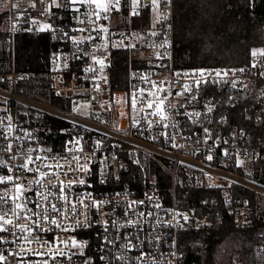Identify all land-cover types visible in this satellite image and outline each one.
<instances>
[{
	"label": "built area",
	"instance_id": "2783aa9c",
	"mask_svg": "<svg viewBox=\"0 0 264 264\" xmlns=\"http://www.w3.org/2000/svg\"><path fill=\"white\" fill-rule=\"evenodd\" d=\"M1 15L5 38L0 45L9 69L0 71V146L12 148L0 147V175L29 184L41 172H54L45 178L51 180L46 184L51 203L62 211L75 205V210L66 218L57 216L59 226L45 224L44 232L35 228L32 212L17 210L29 217L33 235L49 241L51 250L26 244L18 238L24 233L10 226V231L0 232V264H199L186 258L178 234L211 226L224 216L236 226L249 223V200L235 196L232 185L257 192L264 210V181L249 177L259 171L264 175V56L251 55L264 50V23L262 41L251 48L247 63L185 67L174 55L173 0L158 11L151 0H136L135 5L133 0H119L118 5L110 0L106 13L82 0H0ZM145 15L148 29L135 27L133 22ZM22 33L48 36L49 62L38 76L14 69V38ZM122 47L143 64L130 69L129 90H111V60ZM93 57L105 61L103 73ZM141 92L134 111L133 93ZM149 92L167 97L166 120L151 115L155 108L145 103L154 99ZM50 97L66 100L69 107L52 103ZM47 117L69 125L59 130L63 138L57 147L40 141ZM237 121L248 122L250 129ZM27 157L33 158L31 172L22 167ZM151 162L169 176V197L155 186ZM131 164L141 173L138 188L127 183L115 187ZM13 186L0 184V192ZM61 186L69 190L68 201L58 199ZM186 186L218 193L189 203L188 189L177 192ZM32 188L25 193L31 198L27 208L38 212L35 192L40 185ZM9 207L14 208L11 199L2 209ZM256 239L252 264H264V228ZM72 240L83 246L73 247ZM233 264L243 263L236 258Z\"/></svg>",
	"mask_w": 264,
	"mask_h": 264
},
{
	"label": "trees",
	"instance_id": "16d2710c",
	"mask_svg": "<svg viewBox=\"0 0 264 264\" xmlns=\"http://www.w3.org/2000/svg\"><path fill=\"white\" fill-rule=\"evenodd\" d=\"M3 15L0 16V27ZM264 4L262 0H173L174 55L178 64L185 67H216L245 64L249 60L250 50L261 43L263 36ZM135 27L147 30L150 26L148 15L140 21H134ZM5 34L0 31V40ZM49 40L46 34H18L14 38V69L38 76L45 71L49 62ZM142 61L132 55L128 48L114 51L109 68L111 90H129V71L140 67ZM4 65L9 69V59L0 45V71ZM5 71V70H4ZM44 91V90H43ZM41 93L45 96V93ZM54 104L69 107L66 100L50 97ZM48 127L40 131V141L57 147L63 135L61 128L68 124L54 117H47ZM239 126L250 129L246 121H237ZM33 130L32 125H27ZM37 132V131H36ZM260 169H262L261 164ZM258 165V166H259ZM155 176V186L166 197L170 196L169 176L155 163H150ZM257 182L264 181L261 171L249 175ZM141 181L138 167L131 164L127 173H121L115 187L127 183L137 189ZM188 189L187 202L199 198L214 196L217 191L201 190L191 186L179 188L178 194ZM232 193L249 200L251 207L250 222L236 226L230 216H224L211 226L197 227L178 234V244L188 260L199 264H233L234 253L243 264H252L253 246L256 233L264 228V210L262 199L257 192L240 185H232ZM228 239V247L224 240ZM225 246L226 249H222ZM221 253L217 254L216 248ZM218 262L216 263L215 261Z\"/></svg>",
	"mask_w": 264,
	"mask_h": 264
},
{
	"label": "snow or ice",
	"instance_id": "6c2138e0",
	"mask_svg": "<svg viewBox=\"0 0 264 264\" xmlns=\"http://www.w3.org/2000/svg\"><path fill=\"white\" fill-rule=\"evenodd\" d=\"M72 2L76 3L77 0H72ZM82 2L95 4L97 9L105 13L109 10V7H110V0H82ZM164 2H166V0H151V7L153 8L154 11H158L160 8V5ZM133 3L135 5L136 0H133ZM118 4H119V0H116V5ZM13 7H15V5ZM133 14L136 15L138 13L134 11ZM164 19H167V17L165 16ZM157 23H159V18L157 19ZM102 30L107 31V29H102ZM81 31H83V29H81ZM153 35H155V33H153ZM251 55L253 57H256L257 55L264 56V50H261L259 52L254 50L252 51ZM93 59L95 63L100 64L99 71L103 73L104 68L106 66L105 61L103 59H97L95 57H93ZM253 67H255V65H253ZM86 71H95V69H87ZM240 71H243V69H241ZM200 74L201 76L203 75L202 72ZM216 74L220 75V73H216ZM101 78L105 80L107 79V77H104V76H102ZM197 84L199 85V81H197ZM188 90H189L188 86L185 85L184 91L187 92ZM159 91H164V89L161 88L159 89ZM143 95H144L143 92H141L139 96H137L136 93H133L132 108L134 111L137 108L138 101L143 98ZM148 95L154 97L153 100L145 101L148 108H153V107L155 108V110L151 113V115L159 116L160 121L166 120L168 118L165 114V100L167 99V97L155 98V94L151 92H149ZM177 95H180V93H177ZM168 107H171V105H168ZM140 110L143 111V108H141ZM211 110L212 109L209 107L208 111L210 112ZM192 115L199 116L200 113H193ZM164 126L168 127L167 124H165ZM9 132H11V128H9ZM0 147H4L5 150L7 151H10L12 148L11 144L7 146H0ZM208 158L211 159L210 156ZM35 159H40V157H36ZM73 159H76V158L73 157ZM32 162H33V158L27 157V162L24 165H22L24 171L26 172L33 171V169L28 167V164ZM57 166L63 167V165H57ZM45 167H51V165H45ZM9 171H11V169H9ZM54 175H56V173L54 172L52 173L41 172L39 175V178L31 181L29 184L16 183L15 180L18 178H14L11 175H8V176L0 175V184L13 183L14 185L12 189H5L3 192H0V212H2V214H0V232L10 231L11 230L10 226H15L19 232L24 233L23 236L18 237V238L22 239L26 244L36 243V244L42 245L44 248L51 250V243L49 241L42 240L38 233L36 235H33L32 228L29 227L27 224L29 217L28 216L22 217L18 215L17 210H19V212L29 211V212H32V215L36 216L37 219L33 223L35 225V228L38 230V232L47 231V229L44 228L45 224L59 226V222L56 219V217L64 216L66 218L69 212H72L75 210V205H72L71 208L62 211L57 204L51 203L49 197L52 195V193L47 191V187H46V184H50L51 180L47 179L45 181V178L49 176H54ZM80 183L83 184L84 181L81 180ZM32 184L40 185V188L37 189L35 192V195L38 198L36 200L37 208L39 209L38 212L27 208V203L30 201L31 198L25 195V193L33 191ZM53 187H55V185H53ZM59 193L60 195L58 196V199L68 201L69 190L66 187L61 186L59 188ZM6 198L12 200V202L14 203V208L9 207L7 211H3L2 205L5 203H8V199ZM41 201H43V203ZM9 213H11V216L9 215ZM51 213H55V216L51 215ZM12 217H15V220ZM85 218L87 219V217ZM21 219H23L26 223L24 224L17 223V221ZM63 230L67 231L68 229H63ZM12 234L16 235V233H12ZM61 242L64 243L63 241ZM71 244L73 247L83 246V245H78L75 240H72ZM56 253L57 255H64L63 251L60 249H56ZM36 254L41 255L42 253H36ZM3 259L4 258L0 256V261H3ZM120 259H123V257H120ZM44 264H46V262H44Z\"/></svg>",
	"mask_w": 264,
	"mask_h": 264
},
{
	"label": "rangeland",
	"instance_id": "374dc122",
	"mask_svg": "<svg viewBox=\"0 0 264 264\" xmlns=\"http://www.w3.org/2000/svg\"><path fill=\"white\" fill-rule=\"evenodd\" d=\"M2 69H3L2 71H4V70L6 71V70H7V66L4 65V68H2ZM224 241L226 242V247H228V239H226V240H224ZM221 247H223V246H221ZM222 249H226L225 246H224ZM216 252H217V254H220V253H221L220 247H217V248H216ZM236 258H240V257L237 256L236 253H234V255H233V260H235ZM215 262L217 263L218 260L215 261Z\"/></svg>",
	"mask_w": 264,
	"mask_h": 264
}]
</instances>
